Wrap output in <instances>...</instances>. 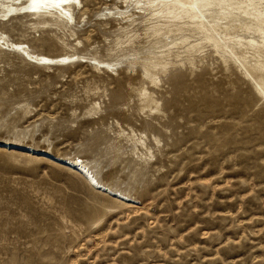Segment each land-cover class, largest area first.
<instances>
[{
	"label": "rangeland",
	"instance_id": "374dc122",
	"mask_svg": "<svg viewBox=\"0 0 264 264\" xmlns=\"http://www.w3.org/2000/svg\"><path fill=\"white\" fill-rule=\"evenodd\" d=\"M105 3L93 2L80 25L102 49L93 13ZM17 14L16 40L28 20ZM12 60L0 58V138L93 161L138 204H117L60 164L0 150V264H264V100L235 66L209 55L163 77L157 96L172 136L160 134L163 154L140 174L118 157L130 147L113 140L108 100L87 113L116 82L78 63L36 72ZM124 107L127 129L135 108Z\"/></svg>",
	"mask_w": 264,
	"mask_h": 264
},
{
	"label": "bare ground",
	"instance_id": "6f19581e",
	"mask_svg": "<svg viewBox=\"0 0 264 264\" xmlns=\"http://www.w3.org/2000/svg\"><path fill=\"white\" fill-rule=\"evenodd\" d=\"M98 1L103 0H0V21H6L0 22V58L6 63L18 58L36 72L53 67L62 70L67 64L78 63L102 82H116L117 88L109 96L97 90L99 101H93L87 113L98 114L102 102L108 100L112 109L107 116L119 127L113 140L124 141L130 150L119 153L124 147L119 144L111 148L140 174L157 164L161 146L168 143L161 145L160 134L172 136L162 121L164 104L157 94L162 91L163 77L169 76L173 67L185 63L196 67L206 56H218L225 65L235 66L264 100V0H106L105 6L93 13L103 31V49L95 41L94 30H86L84 38L85 29H80L82 22L87 26L92 20L89 11ZM17 13L28 19L26 24L22 22L27 28L20 29L18 40L12 38L16 29L10 24L18 20ZM28 30L39 33L38 37L29 36ZM125 105L135 108L133 115L126 116L130 120L127 129L117 119L124 114ZM0 150L25 156L28 161L41 158L60 164L92 190L117 204L137 208L136 197L117 184L110 185L93 161L79 155H60L49 148L2 138Z\"/></svg>",
	"mask_w": 264,
	"mask_h": 264
}]
</instances>
